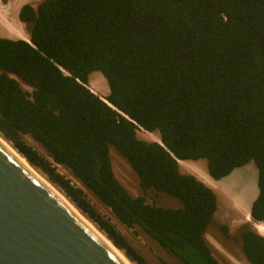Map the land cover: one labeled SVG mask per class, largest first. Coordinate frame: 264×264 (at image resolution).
Wrapping results in <instances>:
<instances>
[{"label":"trees","instance_id":"obj_1","mask_svg":"<svg viewBox=\"0 0 264 264\" xmlns=\"http://www.w3.org/2000/svg\"><path fill=\"white\" fill-rule=\"evenodd\" d=\"M18 19L30 43L0 37V134L130 262L149 264L90 197L181 264H220L205 238L216 194L177 161L205 160L214 181L253 161L249 214L264 222V0H43ZM110 149L180 207L131 195ZM236 239L264 264V237L244 224Z\"/></svg>","mask_w":264,"mask_h":264},{"label":"water","instance_id":"obj_2","mask_svg":"<svg viewBox=\"0 0 264 264\" xmlns=\"http://www.w3.org/2000/svg\"><path fill=\"white\" fill-rule=\"evenodd\" d=\"M0 264L124 263L0 143Z\"/></svg>","mask_w":264,"mask_h":264},{"label":"rangeland","instance_id":"obj_3","mask_svg":"<svg viewBox=\"0 0 264 264\" xmlns=\"http://www.w3.org/2000/svg\"><path fill=\"white\" fill-rule=\"evenodd\" d=\"M40 1H42V0H35V2H40ZM93 73H91L88 77V79L91 81L92 84L95 80V73L97 74L99 72H93ZM91 83H89V81H88V87L93 90L94 84L91 85ZM94 83H95V85L98 86V81H95ZM93 92L96 93V91H94V90H93ZM102 98H105V97H102ZM137 135H138V138H140L142 140L152 141L151 138H149V136H147L141 130L138 131ZM29 143L31 145L35 146L40 152H42V149L38 145L34 144L32 141H29ZM110 158H111L112 169H113V172H114L116 179L131 195H133V196H140V195L144 196L149 202H153L154 204H156L158 206L172 207V208L180 207V202L174 197L168 196V195L163 194V193H158L153 189H147L145 192H143L139 187V180H138V177L136 176V174L134 173V171L131 169V167L128 165V163L124 159H122L112 149H110ZM198 161L200 162V164H199L200 167L197 165L198 163L197 164H195V162L189 163L191 169H193L194 166L195 167L197 166L196 168H194L195 170L193 169V170H191V172L198 174L199 173L198 170H201L202 172H204L202 174H206V172H207L206 161L205 160H198ZM57 170L61 174L68 176L67 171L65 169H63L62 167L57 166ZM37 171L45 179H47L44 174H42L39 170H37ZM180 171L182 173H187L182 168L180 169ZM207 174H208V172H207ZM229 176H230V178H229ZM227 178H229V179L227 180ZM235 178H237V179H235ZM256 180H257V169H256L254 162L250 161L246 165L234 169L230 173V175L221 179L220 182L214 181V180L212 182H209V186H211L209 188H211V190L213 192H215L216 197H217V210L214 214V217H213L210 225L208 226V228L206 230L205 238H206L208 244L210 245V247L212 248V251H213L215 258L218 260V262L220 264H249L247 262V260L245 259L242 251H241L240 242L238 239H236V235H237L238 228L241 227L242 225L248 224L251 227H252V225H251V222L246 221L243 218L244 214L241 213L240 211H238L236 209V206H237V204L240 205V207L244 208V211H245V209H247V207H246L247 205H243V203H241V202H243L242 199L245 201V199H247V198L250 199V198L257 196ZM72 181L74 183H76L74 180H72ZM226 181L229 183H227ZM246 182H249V183L251 182L250 184H251L252 190H250V192H249L250 184L249 183L247 184ZM222 183H225L224 185L226 187ZM217 185H219V186L217 187ZM231 185L233 188V194L229 193L230 191L228 190V188L231 187ZM253 185H255V186H253ZM245 186L248 187V188H246V190L248 192L244 190ZM242 187L244 189H242ZM55 188L58 191H60L57 187H55ZM237 192L239 193V195ZM240 192H243V193L246 192L244 194L246 195V197L248 195V197L246 198L245 195L243 193H240ZM241 194H242V196H241ZM237 197L238 198L240 197V198L238 199ZM241 197H242V199H241ZM243 197H245V199ZM249 199L246 200L247 201L246 204H250L249 205V207H250L251 203L253 202V200L255 198H253L251 200H249ZM90 200L94 204V206L99 210L100 213H102L106 218H109L110 221L113 224H115L118 231L124 235V237L127 239L129 244L149 264H181L177 259H175L171 255H169L166 251H164L162 248H160L156 244L155 241H153L151 238H149L140 229H138V228H134V229L125 228L124 226H122L120 223H118L116 221V219L112 216V214L110 213V211L107 208H105L104 206L99 204L95 199H93L91 197H90ZM248 200H249V202H248ZM239 203H241V204H239ZM238 209H239V207H238ZM91 224L94 225L93 223H91ZM223 226L227 229L226 233H224L222 230ZM95 228L98 230V228L96 226H95ZM99 232H101V231H99ZM101 234L104 235V233H102V232H101Z\"/></svg>","mask_w":264,"mask_h":264},{"label":"bare ground","instance_id":"obj_4","mask_svg":"<svg viewBox=\"0 0 264 264\" xmlns=\"http://www.w3.org/2000/svg\"><path fill=\"white\" fill-rule=\"evenodd\" d=\"M16 2L17 1H12V3H11V6H16ZM10 6V7H11ZM12 8V7H11ZM13 9H11V11H12ZM6 13H7V11H6ZM4 16V15H3ZM5 18V17H4ZM3 19V18H2ZM5 22H7V19H6V21ZM17 30V29H16ZM23 37V36H22ZM96 76H98L97 74L95 75V77ZM102 79V78H101ZM102 81V80H101ZM101 85H102V87L104 88V94H105V96L108 94V86H107V83H106V81H105V79H104V81L103 82H101ZM93 90L95 91V89L93 88ZM144 132V131H143ZM147 136H149V138H151V140L152 141H155V142H159L160 141V139H159V136H158V134H156V133H148V132H144ZM0 143L5 147V148H7L26 168H28V170L31 172V173H33L42 183H44L51 191H53L54 193H55V195L63 202V203H65L66 205H67V207L68 208H70V210L124 263V264H133L132 262H130L125 256H124V254H122V252L120 251V250H118L103 234H101V232H99L96 228H95V226L94 225H92L81 213H80V211L79 210H77L76 208H75V206L60 192V191H58L52 184H50L36 169H34L33 167H31L1 136H0ZM178 164H179V166L183 169V170H187V171H191V170H193L194 168H196L195 166H194V168L193 169H191V167H190V165H189V163L188 162H186V161H178ZM195 164H197V162H195ZM198 166H199V164H197ZM200 167V166H199ZM201 169V168H200ZM203 169V168H202ZM205 169V168H204ZM248 169V168H247ZM195 170V169H194ZM205 171V170H204ZM202 172V171H201ZM202 173H204V172H202ZM249 175V174H248ZM246 177V176H245ZM229 178H230V176H229ZM229 178H227V180L229 179ZM234 178V177H233ZM235 179H237V178H235ZM252 180V179H251ZM221 180H219V182H220ZM244 181V180H243ZM248 181V180H247ZM205 182V181H204ZM218 182V183H219ZM227 182V181H226ZM227 183H229V182H227ZM247 184L249 183V182H246ZM251 183V182H250ZM249 183V184H250ZM216 184V183H215ZM221 184V183H220ZM223 185L225 184V183H222ZM253 184V183H252ZM209 185V184H208ZM245 185V184H244ZM219 185H217V187H218ZM221 186V185H220ZM225 186V185H224ZM249 186V185H248ZM253 186H255V185H253ZM252 186V187H253ZM211 187V186H210ZM226 187V186H225ZM244 187V186H243ZM242 187V189H244ZM221 188V187H220ZM228 188V187H227ZM230 188V189H229ZM228 188V190L230 191L229 193H231V194H233V188H232V185H231V187H229ZM236 188V187H235ZM238 188V187H237ZM246 188H248V187H246L245 186V191H247L246 190ZM249 192H250V190H252L251 189V184H250V186H249ZM214 189V188H213ZM254 189V188H253ZM215 190V189H214ZM256 190V189H255ZM216 191V190H215ZM235 191V190H234ZM248 192V191H247ZM215 193V192H214ZM238 193V192H237ZM240 193H243V192H240ZM244 193H246V192H244ZM243 193V194H244ZM255 193V192H254ZM248 194V193H247ZM229 195V194H228ZM238 195H239V193H238ZM245 195V194H244ZM243 195V196H244ZM250 195V194H249ZM241 196H242V194H241ZM253 196V195H252ZM255 196V195H254ZM245 197H246V195H245ZM245 197H243L244 199H245ZM247 197H248V195H247ZM246 197V198H247ZM238 198V197H237ZM240 198V197H239ZM238 198V199H239ZM253 198H256V197H253ZM253 198H247V199H249V200H251V199H253ZM241 199H242V197H241ZM247 199H245V201L247 200ZM249 200H248V202H249ZM241 201V200H240ZM242 201L243 202H241V203H243V205H247L246 207H247V209H245V211H244V208H242V207H240V205H238L237 204V206L239 207V209H238V207L236 206V209L238 210V211H240L241 213H243L244 214V216H243V218L246 220V221H251V219H250V217H249V205L250 204H246L247 203V201L245 202L243 199H242ZM239 202V201H238ZM237 203V202H236ZM235 203V204H236ZM241 203H239V204H241ZM254 229H255V231L258 233V234H260L261 236H264V222H257L256 224L254 223V225L252 226Z\"/></svg>","mask_w":264,"mask_h":264},{"label":"crops","instance_id":"obj_5","mask_svg":"<svg viewBox=\"0 0 264 264\" xmlns=\"http://www.w3.org/2000/svg\"><path fill=\"white\" fill-rule=\"evenodd\" d=\"M12 1H17L16 6H14V7L11 6ZM40 2H35V0H9L6 3H2L0 1V37L12 39V40H24V41L28 40L29 36H28V33L26 32L27 29H26L25 25L19 21L18 12H19L20 7L24 4H30L33 7H35ZM11 9H13V10L11 11ZM6 11H7V13H6ZM6 19H7V22H5ZM95 75H96V73H95ZM97 75L98 76L95 77L94 82L98 81V86L95 85L94 82H93V84H94L93 85L89 79H88V81H89V83H91V85L94 86V89L96 91L95 94L99 95L100 97H106L108 94L105 96V94H104L105 90L101 85V82L104 81V77L100 73H97ZM188 163H190V162H188ZM192 163H194V161H192ZM197 163L200 164V162L198 160H197ZM180 169H181V167H180ZM184 171L189 173V174L194 175L195 177H197L198 180L203 182L208 187H210L208 185L209 182L213 181L209 177L207 172H206V174H202L201 170H198L199 173L195 174L194 172H191L190 170L189 171L184 170Z\"/></svg>","mask_w":264,"mask_h":264},{"label":"clouds","instance_id":"obj_6","mask_svg":"<svg viewBox=\"0 0 264 264\" xmlns=\"http://www.w3.org/2000/svg\"><path fill=\"white\" fill-rule=\"evenodd\" d=\"M92 93H95V92H92ZM142 131H143V130H142ZM177 162H178V161H177ZM249 215H250V214H249ZM249 222H251V225H252V226H253L254 223H255L254 221H252V219H251V221H249ZM256 223H257V222H256ZM256 223H255V224H256ZM252 229H254V228H252ZM254 231H255V229H254ZM255 232H256V231H255ZM256 233H257V232H256ZM257 234H258V233H257ZM259 235H260V234H259ZM260 236H261V235H260ZM262 237H264V236H262Z\"/></svg>","mask_w":264,"mask_h":264},{"label":"built area","instance_id":"obj_7","mask_svg":"<svg viewBox=\"0 0 264 264\" xmlns=\"http://www.w3.org/2000/svg\"><path fill=\"white\" fill-rule=\"evenodd\" d=\"M91 92H93V90L91 89V88H89V87H87Z\"/></svg>","mask_w":264,"mask_h":264}]
</instances>
